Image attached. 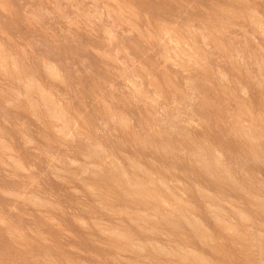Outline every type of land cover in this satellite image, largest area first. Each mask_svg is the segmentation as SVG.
I'll list each match as a JSON object with an SVG mask.
<instances>
[{
  "label": "rangeland",
  "instance_id": "374dc122",
  "mask_svg": "<svg viewBox=\"0 0 264 264\" xmlns=\"http://www.w3.org/2000/svg\"><path fill=\"white\" fill-rule=\"evenodd\" d=\"M93 2L94 0H74V3H83L86 9ZM103 2L111 8L122 6L124 21H130L120 22L123 30L119 35L123 47L132 52L144 67L156 74L161 84L165 83L166 76L173 84L177 83L172 79L176 73L172 72L168 76L162 68L163 61L160 57L168 43L163 32H169L171 39L180 46L193 40L202 42L198 32L205 30L223 33L221 39L228 43L233 37H243L245 31H259L260 17H264V0ZM0 4V129L6 133L5 138L16 149L20 158L35 168L34 176L38 181L35 190L60 206L53 215L61 225L57 227L49 223L43 215L28 205H18V213L9 212L15 202L5 197L2 191H19L27 184V180L13 179L10 171L0 163V214L9 215L23 234L22 237L14 238L9 235L8 229L0 226V264H49V261H56L57 264H127L134 257L121 252L94 228L85 229L75 222L76 217H86L89 220L102 219L113 225L127 223L126 217L106 215L86 195L75 194L74 188L80 187L76 177L81 170L72 166L70 161H79L86 154V142L79 139L62 143L53 134L47 120L41 122L35 119L28 100L23 98L24 89L20 81L30 75L41 80L65 103L70 113L81 118L89 128L100 126L113 113L131 114L139 125H145L150 119L149 110L141 99L134 96L126 79L117 70L118 66L108 60L106 55L102 56L105 52L112 54V50L107 49L100 26L93 28L88 26L87 21L77 19L78 14L69 6V0H0ZM58 8L64 11H59ZM133 26L139 28L145 36L152 32L157 39L146 43L140 32L133 30ZM193 29L197 31L193 32ZM160 40H164L165 44H161ZM5 52L9 54L7 64ZM11 57L17 63L15 68L12 66ZM45 61H55L48 71L53 70L51 73L54 76L57 73L63 83L46 77L42 71ZM198 88L201 99L196 115L203 121L201 132L197 134L198 140L202 143L211 140L218 144L246 178L243 188L217 187V195L229 199L235 197L236 206L248 211L253 217L255 232L264 231V155H253L249 145L241 139L242 133L231 131L224 119L222 102L213 91V85L208 80H202ZM249 105L257 114H264V88L254 83L251 85ZM23 134L37 140L39 152L24 147ZM110 141L119 150L131 152L144 161L152 159L163 169H173V174L191 175L185 157L166 153L169 145L167 139L160 141L158 154L137 147L138 141L133 142L126 138H110ZM48 153L63 158L65 164L54 165ZM56 168L61 170L54 171ZM89 182L98 184L104 190L106 201L114 207L136 210L122 198L114 187L113 178L107 173L90 179ZM150 227L158 228L156 236L144 232L141 239L145 243L151 241L167 246L172 231L169 224L162 221L159 225L153 223ZM18 246L22 248L19 249ZM252 248L253 245H244L237 239L220 237L216 244L204 251L216 264H246L250 261L259 264V243L255 245V252Z\"/></svg>",
  "mask_w": 264,
  "mask_h": 264
},
{
  "label": "clouds",
  "instance_id": "9594fccd",
  "mask_svg": "<svg viewBox=\"0 0 264 264\" xmlns=\"http://www.w3.org/2000/svg\"><path fill=\"white\" fill-rule=\"evenodd\" d=\"M69 6L77 12V19L87 21L93 28L100 26L103 41L107 49L112 50V54L105 52L102 55L118 66L121 77L126 79L134 96L145 103L150 117L145 125H139L131 114L113 113L100 126L89 128L81 118L74 117L65 103L41 80L29 76L20 81L23 98L28 100L35 119L47 120L53 134L62 143L79 139L86 142V154L79 161H70L72 166L81 170L76 177L80 187L74 188L75 194L86 195L106 215L127 219V223L120 225L86 217H76L75 222L85 229L94 228L121 252L134 257L127 264H216L204 249H210L220 237L253 245V252L258 242L259 264H264V231L255 232L253 217L236 206L235 197L225 198L216 192L217 187L243 188L246 178L218 144L198 140L203 121L196 115L201 99L198 85L202 80H208L222 101L224 119L231 131L242 133L241 139L249 145L253 155H264V114H257L249 105L251 85L254 83L264 88V17H260L259 31H245L243 37H233L228 43L221 39L223 33L205 30L198 32L202 42L193 40L180 46L171 39L169 32H163L168 43L160 40L165 44L160 57L162 68L168 76L175 72L172 79L177 83L173 84L166 76L165 83L161 84L156 74L123 47L120 22H130L124 21L122 6L111 8L103 0H94L87 9L83 3L77 4L74 0H69ZM133 30L140 32L135 26ZM140 35L146 43L157 39L152 32L147 36L140 32ZM8 58L9 54L5 52L6 64ZM11 60L15 68V58L11 57ZM53 63L55 61H45L42 71L48 79L63 82L59 75L53 76L48 71ZM5 136L0 129V163L10 171L13 179L27 180L19 191H2L5 197L15 202L9 212L18 213V205H28L49 223L61 227L53 215L60 206L35 190L38 183L35 168L20 158ZM110 138L138 141L137 147L155 153L160 151V141L167 139L166 153L185 157L191 175L173 174L152 159L144 161L131 152L119 150ZM23 140L25 148L40 151L36 139L23 134ZM186 140L191 142L185 143ZM48 156L54 165L65 164V160L57 155L48 153ZM105 173L113 178L114 187L135 211L114 207L106 201L104 190L89 182ZM162 221L167 222L172 230L167 246L151 241L145 243L141 234H157L158 228L150 225H159ZM0 226L8 229L14 238L23 235L7 214H0ZM49 264L57 262L49 261ZM250 264L256 262L250 261Z\"/></svg>",
  "mask_w": 264,
  "mask_h": 264
},
{
  "label": "bare ground",
  "instance_id": "6f19581e",
  "mask_svg": "<svg viewBox=\"0 0 264 264\" xmlns=\"http://www.w3.org/2000/svg\"><path fill=\"white\" fill-rule=\"evenodd\" d=\"M56 1V0H55ZM1 5V4H0ZM2 6V5H1ZM4 6V5H3ZM133 9V8H132ZM126 12V11H125ZM8 13V12H7ZM130 13V12H129ZM9 14V13H8ZM10 15V14H9ZM126 15V14H125ZM132 15V14H131ZM135 16V15H134ZM132 17H133V15H132ZM145 17H147V16H145ZM142 18V17H141ZM41 19V18H40ZM26 20H27V18H26ZM130 22V21H129ZM165 26V25H164ZM46 28V27H45ZM184 29V28H183ZM40 31V30H39ZM185 31V30H184ZM42 32V31H41ZM182 32V31H181ZM43 33V32H42ZM97 33V32H96ZM63 34V33H62ZM96 35V34H95ZM3 36V35H2ZM55 37V36H54ZM9 38V37H8ZM56 38V37H55ZM197 38V37H196ZM74 44V43H73ZM2 46V45H1ZM134 47V46H133ZM79 48V47H78ZM132 49V48H131ZM1 51V50H0ZM34 52V51H33ZM25 53V52H24ZM83 53V52H82ZM31 55V54H30ZM103 56V55H102ZM37 57V56H36ZM75 58V57H74ZM104 60H106V58H104ZM28 62V61H27ZM12 63V62H11ZM16 63V62H15ZM17 64V63H16ZM79 65V64H78ZM7 66V65H6ZM103 66V65H102ZM8 67V66H7ZM18 67V66H17ZM85 71V70H84ZM19 72V71H18ZM51 72H53V70L51 71ZM27 73V72H26ZM107 73V72H106ZM105 73V74H106ZM57 73H55V75H56ZM31 76V75H30ZM54 76V75H53ZM106 76V75H105ZM18 77H20V76H18ZM29 77V76H28ZM24 78V77H23ZM113 78V77H112ZM115 78V77H114ZM102 79V78H101ZM54 80V79H53ZM63 83V82H62ZM207 84V83H206ZM209 86V85H208ZM205 87V86H204ZM100 92V91H99ZM98 92V93H99ZM259 93V92H258ZM20 95V94H19ZM258 95V94H257ZM261 95V94H260ZM213 96V95H212ZM15 97V96H14ZM92 98V97H91ZM113 99V98H112ZM260 99V98H259ZM203 102V101H202ZM222 102V101H221ZM220 102V103H221ZM103 104V103H102ZM116 104V103H115ZM126 104H128V103H126ZM214 104V103H213ZM123 105V104H122ZM129 105V104H128ZM107 106V105H106ZM210 106V105H209ZM213 106V105H212ZM219 106V105H218ZM129 107H130V105H129ZM198 109V108H197ZM107 110V109H106ZM222 110V109H221ZM102 111V110H101ZM147 112V111H146ZM212 112V111H211ZM219 112V111H218ZM105 113V112H104ZM138 113V112H137ZM144 113V112H143ZM15 114V113H14ZM103 114V113H102ZM209 114V113H208ZM24 115V114H23ZM211 115V114H210ZM140 116V115H139ZM17 117V116H16ZM20 117V116H19ZM209 117V116H208ZM218 118V117H217ZM143 119V118H142ZM1 120V119H0ZM6 120V119H5ZM217 123V122H216ZM4 124V123H3ZM5 126V125H4ZM213 128V127H212ZM12 129V128H11ZM15 129V128H14ZM212 130V129H211ZM231 132V131H230ZM237 133V132H236ZM14 135V134H13ZM8 136V135H7ZM240 137V136H239ZM232 139V138H231ZM16 140V139H15ZM200 140V139H199ZM11 141V140H10ZM236 141V140H235ZM188 142V141H187ZM238 142V141H237ZM169 143V142H168ZM121 144V143H120ZM133 144V143H132ZM117 146V145H116ZM244 146V145H243ZM130 147V146H129ZM118 148V147H117ZM136 150V149H135ZM145 152V151H144ZM155 153V152H154ZM141 154V153H140ZM158 154V153H157ZM242 154V153H241ZM251 155V154H250ZM165 156H166V154H165ZM248 156V155H247ZM143 157V156H142ZM165 158V157H164ZM173 158H175V157H173ZM254 158V157H253ZM149 159V158H148ZM185 159V158H184ZM239 159V158H238ZM147 160V159H146ZM251 160V159H250ZM262 160H264V159H262ZM261 161V160H260ZM180 163V162H179ZM261 167V166H260ZM171 170H173V169H171ZM170 170V171H171ZM185 173V172H184ZM187 173V172H186ZM186 175V174H185ZM242 175H243V173H242ZM249 177V176H248ZM261 177V176H260ZM100 179V178H99ZM108 179V178H107ZM59 187V186H58ZM64 188V187H63ZM222 190V189H221ZM223 192V191H222ZM237 192L239 193V191L237 190ZM68 193V192H67ZM113 195V194H112ZM247 195V194H246ZM228 196V195H227ZM71 198V197H70ZM39 214V213H38ZM37 218V217H36ZM33 220V219H32ZM259 225V224H258ZM257 225V226H258ZM165 226V225H164ZM167 226V225H166ZM69 234V233H68ZM152 236V235H151ZM156 236V235H155ZM20 240V239H19ZM15 241V240H14ZM13 242V241H12ZM25 242V241H24ZM64 243V242H63ZM75 243V242H74ZM13 244V243H12ZM216 247H217V245H215ZM19 247V246H18ZM17 248V247H16ZM20 248H22V247H19V249ZM221 249V248H220ZM77 252V251H76ZM20 253V252H19ZM220 253V252H219ZM224 254V253H223ZM248 254V253H247ZM256 254V253H255ZM46 255V254H45ZM84 256V255H83ZM222 256V255H221ZM89 257V256H88ZM48 258V257H47ZM79 258V257H78ZM96 258V257H95ZM94 258V259H95ZM36 259V258H35ZM43 260H45V259H43ZM47 260V259H46ZM49 260V259H48ZM249 260V259H248ZM247 260V261H248ZM251 260V259H250ZM249 260V261H250ZM44 262V261H43ZM64 263V262H63ZM66 263V262H65ZM230 264V263H229ZM237 264V263H236ZM246 264H250V263H246Z\"/></svg>",
  "mask_w": 264,
  "mask_h": 264
}]
</instances>
